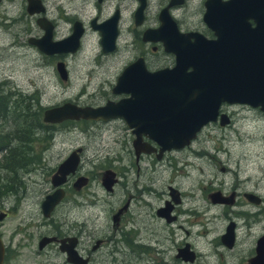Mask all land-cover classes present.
<instances>
[{"label":"rangeland","instance_id":"1","mask_svg":"<svg viewBox=\"0 0 264 264\" xmlns=\"http://www.w3.org/2000/svg\"><path fill=\"white\" fill-rule=\"evenodd\" d=\"M191 1L193 5L200 2V0ZM0 9L3 15L12 17H0L2 89L14 91L16 88L22 94L38 95L39 104L43 108L63 103L69 98L76 99L81 104L97 102L102 95L110 92V84H108L110 76H113L114 71L120 69L133 54V48H129L130 45L127 44L131 38L125 36L120 38V47L125 43L128 46L126 49L118 47L116 53L98 56V59H95V52L100 45L96 38L88 37L84 39L82 48L68 58L69 79L63 80L53 66L45 68L41 66L38 51L27 41V32L17 34L18 29L29 22L26 14H23L24 19L13 21V17H17L18 13L22 12L20 4L13 5L5 0L0 4ZM63 26L62 24L61 27ZM34 30L38 31L36 27ZM102 83L105 85L102 86ZM20 99L22 97L18 94L13 95V106L10 110L12 115L9 121L14 120L15 114L21 113L16 106V102ZM20 101L24 103L23 100ZM237 110L240 115L255 111L248 107H237ZM241 121L242 119H238L236 122L240 128L246 126L240 124ZM15 123L18 124L17 119ZM45 123L53 124V130L48 129L44 132L33 130L34 136L37 135L39 139H35L34 143L28 146L30 152L33 150L36 159L19 168L15 173L0 170V183H2L0 190H5L2 181H8L12 177L16 182L8 191H29L26 199L23 200L30 202L29 200L35 197L32 192L46 191L51 187V174L71 149L83 146L77 172L88 176V179L79 192L74 191L76 189L71 184L72 178L69 179L67 183L69 191L82 202V206L79 205L80 207L76 209L74 204L69 211H72L71 213L78 219H83L88 232V235L87 232L84 235L85 240L91 238L89 234L92 233L95 237L112 235L113 238L112 241L103 242L99 249L92 251L94 255L100 256L89 264H243L241 260L246 263L255 244L256 235L262 227L250 229L246 225L242 226L238 230L236 244L230 250L217 245L228 218L224 215V206L212 203L207 192L211 186L216 189L221 181L225 182V189L227 186L231 187L233 171L223 170L221 165L231 167L234 165L230 162L213 160L211 156L205 154L206 148L211 147V142L208 140L210 129L207 126L190 146L173 150L161 159L153 158L154 162L151 157L146 156L138 168L134 163L125 123L121 120L102 123L80 118ZM255 124L260 127L261 132L264 130L263 120L255 121ZM2 126L0 122V127ZM213 126L215 127V124ZM261 143H264V140H261ZM236 148L235 152L240 146ZM259 167L260 180L256 176L248 186H259L264 192V160ZM106 168L115 170L118 177L112 192L101 182L102 173ZM170 185L180 189L183 195V201L178 206L181 218L174 223L166 221L157 214V207L170 197ZM128 196L131 198L124 230L114 232L111 210L115 209L117 204L124 203ZM28 205L23 209L27 210ZM226 207L232 209L229 205ZM41 218V215L34 218L35 222ZM124 236L128 241L129 238H133L134 242L127 243ZM184 240H189L198 250L199 255L195 261H185L176 256L177 247L182 245L181 241ZM84 243L85 249L91 248V242ZM146 243L151 245L148 247ZM29 248L36 249V243L24 248L22 263L27 262ZM40 259V256L36 257V260ZM53 259L52 256V261ZM62 261L60 257L58 264Z\"/></svg>","mask_w":264,"mask_h":264},{"label":"flooded vegetation","instance_id":"2","mask_svg":"<svg viewBox=\"0 0 264 264\" xmlns=\"http://www.w3.org/2000/svg\"><path fill=\"white\" fill-rule=\"evenodd\" d=\"M4 1L5 0H0V4ZM8 1L13 3V5L20 4L22 7V12L18 13L17 17H13V21H20L21 18L24 19L25 16L29 18V22L21 26L17 34H23L26 31L28 43L33 45L40 55L41 66L44 68L53 66L58 76L63 80L69 79L68 58L82 48L84 39L93 37L98 40L100 47L95 52V59H98V56H107L116 53L119 50L118 47L126 49L128 46L125 43L123 47H120V38L125 36L131 38L127 44L130 45L129 48H133V54L120 69L114 71L113 76H110L108 80L110 92L102 95L97 102L90 105L103 104L109 99L118 100L129 95L124 91H113L112 88L124 67L135 59L142 57L146 67L150 70L174 67L176 65V53L166 48L164 37L171 38L174 36L176 39L180 38L179 33L190 32H199L208 38L217 37L215 29L210 26L204 18L206 0H200V2H197L195 5L191 4V0ZM143 2V9L140 10V6ZM28 7L32 8V11H29ZM1 11L0 9V17H5L6 15H3ZM23 14L26 15L24 16ZM6 17L12 18L10 16ZM62 24L64 25L63 27H61ZM35 27L38 31L34 30ZM75 28L81 29L79 38L80 44L75 51L46 53L41 50L36 43L30 40L31 38L39 39L43 37L47 29L51 32L52 40L64 39L71 35ZM103 34L107 37L114 34V47L111 50L104 51L102 49L100 40ZM194 39V36L191 37V41H194ZM183 42L189 44L190 41L185 38ZM60 62L63 63V67L65 68V77L61 75L58 69V64ZM189 68L191 69V67ZM105 80L107 81V79ZM104 85L105 84L102 83V86ZM0 86V89H2L1 80ZM14 91L18 92L16 88ZM28 94L29 93H21V95L25 96ZM80 95L81 93L78 94V97ZM65 101L78 103V100L72 98ZM81 105L86 104L84 103ZM237 107L253 108L255 111L246 113V115L241 113L240 115ZM222 113L227 115V121H225V123L221 120ZM238 119H242L240 124H246V126L242 128L237 126L236 122ZM85 120L102 123H110L114 120H121L124 122L122 118L118 117L107 120ZM260 120L264 121V110L260 105L254 106L249 103L223 101L218 119L211 120L205 125L210 129L208 140L211 142V147L206 148L205 154L211 156L213 160L217 159L221 162H230L234 165L232 167L221 165V169L233 171V182L230 184L231 187L227 186V189H225V182L221 181L216 189L211 186L210 190L207 192L212 203L224 206V215L228 218V223L224 231L219 235V240L217 241L219 243H217V245H220L226 250H230V248L232 249L235 246L238 239V230L242 226L246 225L250 229L257 226L262 227L261 231L256 235L255 244L249 253L250 256L246 259V263L244 260H241L243 264H252L251 260L257 254L258 239L264 235V192L259 189V186H248L249 183L254 181L253 179L256 176H258V180H260L261 171L259 166L261 165V161L264 160V143H261V140H264V130L261 132L260 127L255 124V121ZM213 124H215V127ZM125 129L131 141L134 163L138 168L140 167L142 159L146 156L151 157L150 159L154 162L153 158H164L169 152L173 151V149H182L186 146H190L192 143L181 148L165 150L162 155L159 156V145L144 135V140L150 141L152 145L158 147V149L153 152L141 151L140 153H136L132 144L135 134L126 123ZM202 129L199 131L198 135ZM216 140H219V142H216ZM236 146H240L237 152H235L237 149ZM79 153L82 158L83 148ZM79 175L81 174L76 170L75 173L68 176L67 180L63 183V196L54 205L48 215L44 213L41 203L46 194L54 190L55 187L53 185L46 191L32 192L35 197L29 200L30 202L23 200L26 199V194L29 193V191L0 190V264H58L60 257L63 259L61 264H77L67 260V251L64 249L67 246L72 247L77 255H80L82 258H87L85 264H89L92 260L100 256L94 255L92 251L99 249L103 242L112 241V235H98L95 237V234L92 233L89 234L91 238L85 240L84 235L87 230L83 219H78L71 213L72 211H69V208L74 204L76 209L79 205L82 206V202L78 201V197L72 195L73 193L69 191L67 184L69 179L72 178L71 184L73 186V182ZM171 186L172 185H170V187ZM81 187H74L76 189L74 191L79 192ZM182 196L179 189L180 201L176 202L173 200V207L169 213V216L172 218L174 216V219L169 221L166 216L158 212L159 209L166 205L168 200L172 199L171 193L170 197L166 198L164 203L157 207V214L165 218L168 222L174 223L178 221L181 218V211L178 209V206L183 201ZM130 198L131 196H128L124 203L117 204L116 208H112L111 210L112 229L114 232L115 230L121 231L123 229ZM80 199H82V196ZM125 203H127L126 207L119 211ZM25 205L29 206L27 210L23 209ZM228 205L234 210H230L226 207ZM66 212L70 213L68 214ZM162 212H164L163 209ZM40 215L42 218L38 222H35L34 218L40 217ZM69 216L71 217L69 218ZM13 219H15V221H13ZM181 226L185 227L182 224ZM229 228L234 229V239L232 241L223 239V234L227 232ZM187 232H189L188 229ZM86 234L88 235V232ZM124 239L127 243L129 241L134 242L133 238H129L128 241L124 236ZM84 242H91V248L85 249L86 244ZM181 242L183 243L177 247V252L179 247L184 246L190 241L184 240ZM229 242H233V245H229ZM34 243H36L37 248H29L30 253H28V257L26 258L27 262L22 263L21 258L24 254V248L31 247ZM61 245L64 246L63 249ZM150 245L151 244L146 243V246L149 247ZM192 248L197 251L198 256L199 252L193 244ZM38 256L41 257L40 260H36ZM52 256L54 258L53 261ZM178 258L184 260L182 257Z\"/></svg>","mask_w":264,"mask_h":264},{"label":"water","instance_id":"3","mask_svg":"<svg viewBox=\"0 0 264 264\" xmlns=\"http://www.w3.org/2000/svg\"><path fill=\"white\" fill-rule=\"evenodd\" d=\"M205 5L204 18L215 29L216 38H208L199 32L179 33L180 38L176 39L174 36L164 37L166 48L176 53L174 67L150 70L142 57L135 59L124 67L112 88L116 92L124 91L128 96L109 99L99 105L64 101L46 107L42 120L122 118L135 134L132 144L136 153L158 149L144 140L145 135L159 145L161 156L165 150L189 145L206 123L218 119L223 101L260 105L264 110V0H206ZM143 6L144 2L140 10ZM28 9L32 11V8ZM80 34L81 29L75 28L68 37L52 40L47 29L43 37L30 40L46 53L75 51L80 44ZM193 36L195 39L191 41ZM185 38L189 44L183 42ZM114 39V34L110 37L103 34L100 40L102 49L111 50ZM58 69L65 77L63 63L58 64ZM221 120L223 123L227 121L225 113H222ZM81 150V146L71 150L51 174L55 188L41 203L45 214L48 215L63 196V183L76 172ZM87 179L81 174L73 186L79 188ZM116 181L115 170L106 168L101 177L102 185L111 191ZM170 190L172 199L158 210L169 221L174 219L169 216L173 200L180 201L179 189L171 186ZM223 239L232 241L234 229L229 228ZM64 249L68 261L87 262V258L77 255L72 247ZM177 256L186 261H195L198 257L190 242L179 247ZM251 263L264 264V235L258 239L257 254Z\"/></svg>","mask_w":264,"mask_h":264},{"label":"trees","instance_id":"4","mask_svg":"<svg viewBox=\"0 0 264 264\" xmlns=\"http://www.w3.org/2000/svg\"><path fill=\"white\" fill-rule=\"evenodd\" d=\"M15 93L22 97L20 100H23L24 103L20 100L16 102V106L21 110V113L15 114L14 120L9 121L12 115V112H10L13 106L12 97ZM44 108L39 104L37 95L22 96L21 93L16 91L0 89V122L3 124L2 128L0 127V170L4 169L15 173L19 168L36 159L33 150L30 152L28 148L30 144L34 143L35 139H39L37 135L34 136L33 132L36 130L40 132L48 129L53 130L54 126L42 120V109ZM13 111L16 112V110ZM15 119H17L18 124L15 123ZM2 182L5 185L3 189L8 190L13 187L16 181L11 177L8 181ZM1 185L2 183H0V188Z\"/></svg>","mask_w":264,"mask_h":264},{"label":"bare ground","instance_id":"5","mask_svg":"<svg viewBox=\"0 0 264 264\" xmlns=\"http://www.w3.org/2000/svg\"><path fill=\"white\" fill-rule=\"evenodd\" d=\"M174 150V149H173Z\"/></svg>","mask_w":264,"mask_h":264}]
</instances>
